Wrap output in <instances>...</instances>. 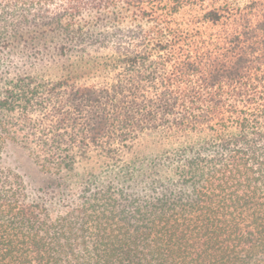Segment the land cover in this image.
Segmentation results:
<instances>
[{"label": "trees", "instance_id": "16d2710c", "mask_svg": "<svg viewBox=\"0 0 264 264\" xmlns=\"http://www.w3.org/2000/svg\"><path fill=\"white\" fill-rule=\"evenodd\" d=\"M0 264H264V0H0Z\"/></svg>", "mask_w": 264, "mask_h": 264}, {"label": "rangeland", "instance_id": "374dc122", "mask_svg": "<svg viewBox=\"0 0 264 264\" xmlns=\"http://www.w3.org/2000/svg\"><path fill=\"white\" fill-rule=\"evenodd\" d=\"M50 73L57 75L59 73V67L53 66ZM2 164L23 177L28 184L32 197L38 198L41 196L39 189L50 177L39 170V167L29 156L27 150L19 146H9L2 160ZM51 209L52 212L56 213L58 207L53 205Z\"/></svg>", "mask_w": 264, "mask_h": 264}]
</instances>
